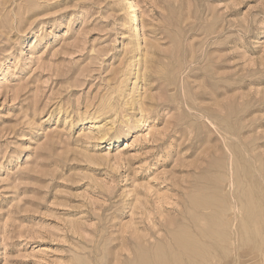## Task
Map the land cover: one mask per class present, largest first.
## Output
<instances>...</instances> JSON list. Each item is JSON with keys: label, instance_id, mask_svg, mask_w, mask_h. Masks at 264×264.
Here are the masks:
<instances>
[{"label": "rangeland", "instance_id": "rangeland-1", "mask_svg": "<svg viewBox=\"0 0 264 264\" xmlns=\"http://www.w3.org/2000/svg\"><path fill=\"white\" fill-rule=\"evenodd\" d=\"M0 264H264V0H0Z\"/></svg>", "mask_w": 264, "mask_h": 264}, {"label": "bare ground", "instance_id": "bare-ground-1", "mask_svg": "<svg viewBox=\"0 0 264 264\" xmlns=\"http://www.w3.org/2000/svg\"><path fill=\"white\" fill-rule=\"evenodd\" d=\"M134 19H136L135 17H134ZM191 222V221H190ZM172 234V233H171Z\"/></svg>", "mask_w": 264, "mask_h": 264}]
</instances>
